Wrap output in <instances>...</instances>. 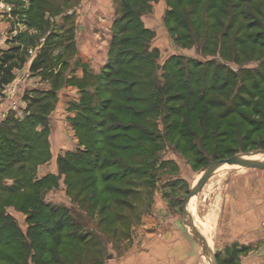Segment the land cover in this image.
Here are the masks:
<instances>
[{
	"label": "rangeland",
	"instance_id": "obj_1",
	"mask_svg": "<svg viewBox=\"0 0 264 264\" xmlns=\"http://www.w3.org/2000/svg\"><path fill=\"white\" fill-rule=\"evenodd\" d=\"M68 1L34 0L42 6L39 9V13L42 12L40 22L34 24L27 15L30 8L32 9V0H0V50L11 45V37L21 32L30 38L38 39L39 42L36 47L26 46V54H20L23 64L19 56L17 61L21 66L13 68L11 77L7 78L3 85L0 84V130L5 131L9 122L34 113L38 116L36 122L40 121L42 124V108L50 97L36 94L41 90V77L45 79L49 76L46 80L50 81L51 85L48 88L43 84L42 91L48 90L50 94L52 90L49 89L54 88L56 98L57 94H60V103L55 102L56 98L54 101L50 99L54 106L51 107L54 109L53 122L48 115V118L43 119L47 133L52 129L53 147L58 144V151H75L74 156L81 155L84 161H90L97 153L100 161L106 159V167L97 171V166L88 163V171L76 176L79 183L75 189H68L70 174L64 166L60 167L58 162H48L49 155L44 161L27 164L25 180L31 184L33 181L36 183L31 190L27 188L28 193L26 187L22 190L21 186L18 195L13 198L14 201H9L10 196H4L5 188H0V210L3 211L0 218V264H211V259L208 261L204 255L202 241L185 224L181 216V205L205 165L215 158L211 156V150L206 148L200 149L201 153L194 156L192 152L182 151L183 144L177 141L172 130H169L167 137L161 136L174 119L172 115L169 119L163 118L167 111L164 105H176L180 102L168 100L171 96L167 97L178 90L176 87L168 91L158 88L165 82V70L162 59H154L155 54L150 49H159L157 52L161 53V57L172 53L181 54L187 58L180 66L183 71L194 66L187 63L188 59L203 63L204 65L199 67L200 70L212 72L217 65L222 70L228 68L231 73L223 72L221 76L222 79L230 80L227 92L230 90L234 93V89H239L242 84L248 87L256 83L259 84L258 95L264 90V81H261L264 73V49L254 52V55L249 54L247 47L239 53L236 60L233 54H222L221 47L224 44L221 34L230 21L228 15L220 13L218 9L219 6H229L228 2L223 0H181L175 15L183 20L184 27L179 26L178 34L185 37L187 31L192 33V40L183 46L174 45L173 35V39L168 35L166 40L162 38L160 32L164 29L159 14L154 20L158 31L157 38L152 40L145 33L133 31L134 20L130 18L131 12L128 4H125L126 0H117L115 18L122 20L129 28V31L115 37L117 42L124 35L134 37L135 34H141V38H138L140 45L124 43L116 47V52L122 51L124 59L136 57L146 70L127 75L130 66L124 62L123 65L116 66V70L121 69V73L113 71L105 75L102 73L98 79L90 78L100 73V65L105 60V54L102 53L109 48V42L113 38V29L102 31L101 28L98 37V61H101L99 66L89 70L90 72L86 73L88 78L79 81V87H75L71 93H59L60 87L68 80L64 73L70 69L69 62H62L66 55L59 56L60 51L64 49L63 42L68 37L66 29L74 25L73 20L68 22V19L64 20L63 17L67 11L70 17L73 15L67 10L70 2ZM94 3V0H84L80 8L85 12L84 17L91 13ZM196 6V13L189 15ZM208 13L213 14L212 18L207 19ZM107 16L111 19L110 9ZM196 16L200 23L199 29L195 26L196 21L194 22ZM145 17L150 21L151 16ZM236 17L232 29H228L229 41L233 40L240 26L241 16ZM259 18L264 22V11ZM217 21L220 26L211 28L212 33L211 30L208 32L209 29H205L208 24L213 25ZM44 46H47L49 52V67L41 74H31V62ZM229 48L233 49V46L229 45ZM56 74L57 80L52 81ZM234 74L238 77L234 78ZM249 75L252 79L245 80ZM134 79H139L146 85L141 86L142 92H131V95L145 96L146 100H125L128 93L122 94L125 89L121 84ZM32 86L36 88L30 89ZM226 96V100L231 99L229 94ZM230 103L227 101L226 104ZM123 104H130L131 107H119ZM131 108L146 114V119L141 115L142 121L137 123L138 130L146 135L133 136L134 138L130 136V139H127L128 135L121 136V129H117L116 121L127 120V117L120 115L122 112L128 114ZM72 118L87 122L85 141L79 140ZM135 119L130 118L127 121ZM101 120H104V123L98 125L97 122ZM122 123L127 122L124 120ZM41 124H38V129L42 128ZM128 142L139 146L147 144L148 154L137 155L129 148L124 149L123 145ZM243 144L239 139L233 143L237 147ZM40 148L42 145H38L32 153H37ZM259 149L264 148L250 147L244 151L237 150L233 154H248ZM81 152L89 153L85 156ZM67 157L70 158L69 155ZM249 157L264 160V154L261 152L250 154ZM124 167L129 170L126 176L120 178L119 186H125L124 183L129 180V196L122 200L119 194L105 193L98 199V194L92 191L95 185H105L104 178L107 176H111V179H108L106 184L114 185L116 178L112 176L115 171L122 172ZM131 169L133 172H130ZM134 169L139 171L135 172ZM15 176L16 166L3 173L1 178H8L6 182L11 184ZM260 176L264 177L263 169L222 164L188 203V211L197 229L217 254V264H264V186L259 183L257 187L255 180ZM2 179L0 185L3 184ZM83 183L88 184L87 190L75 196V191ZM105 203L107 204L102 208ZM56 222L62 227L64 245L56 246L55 230L48 235L45 233V227L55 229ZM5 242L7 244H4ZM44 245L47 246V252L42 250Z\"/></svg>",
	"mask_w": 264,
	"mask_h": 264
},
{
	"label": "trees",
	"instance_id": "obj_2",
	"mask_svg": "<svg viewBox=\"0 0 264 264\" xmlns=\"http://www.w3.org/2000/svg\"><path fill=\"white\" fill-rule=\"evenodd\" d=\"M32 1L34 2V0ZM148 1L149 0H126L125 4H128L127 6H129V11L131 12L130 18L134 20L132 23L133 31L138 30L139 33H145L151 39L153 32L146 28L140 19V14L148 6ZM223 1L228 2L229 6H223L222 8L219 6V12L224 15H228L230 21L221 34L223 38L222 43L224 44L223 47H221L222 54L224 56L233 54L236 60L237 56H239V53H241L242 50H245L247 47H249L250 50L249 54L259 52L262 48L264 49V22H262V20L259 18L261 13L264 11V0H237L236 2L231 0ZM174 2L175 0H168L169 7L164 13V23L168 31L171 33V35H173L175 42L178 45L183 46L185 43L192 40V33L187 31L185 37H180L178 34L179 26L182 25V27H184L183 20L178 19V17L175 15V12L178 9L177 7L180 6L181 0H176V3ZM125 4L122 5L124 6ZM211 7L214 8L212 5ZM40 8H42V6L37 2L32 4V9L30 8V11L27 14L31 23L37 24L40 22L39 17L42 14V12L39 13ZM197 8V6L196 8L193 7L189 12V15L195 14ZM237 15L241 16L240 26L236 30V35L233 40L229 41L228 29H232L233 21L237 18ZM212 16V13H208L207 19L212 18ZM195 21V26L197 29H199L200 23L197 19V16L194 19V22ZM218 23V21L213 23V25L210 23L205 29H209V32L211 28L220 26ZM118 24L120 25L118 26ZM127 31H129L128 26L125 25V23H122V20L118 21L115 18L113 25V38L109 42L106 61L102 65L99 71L100 73L98 72L99 74L96 73L90 78L98 79V77H101L100 75L102 73L105 75L106 73L113 71L115 73H121V69L116 70V66L119 64L123 65L124 62L130 66V70L126 73L127 75H131L132 73H140L142 70H146L142 64L140 65V61H137L136 57L131 56L127 59H124L123 53H121L122 51L116 52V47L124 43L132 46L140 45L138 38H141V34H135L134 37L132 35H124L118 39L117 42L115 37ZM212 31L213 29L211 30V33ZM197 36L198 35L196 34V37ZM13 40H16L17 42L13 43L6 49L0 50L1 85L7 81V78L11 77L12 69L15 66H20V62L23 63L22 57L19 54L20 52L24 51H20L22 49V45L24 46L23 48L26 49V46L36 45L38 43V39H34V37L30 38L24 32L15 35ZM229 45L233 46V49L229 48ZM46 47L47 46H44L39 49L35 59L31 62V70H38L39 68H42L46 71L48 69L49 66H47V55L49 52ZM230 49L232 50L230 51ZM150 50H152V53L154 52V59H156L158 55L157 49ZM255 54L256 53H254V55ZM19 56L21 57L20 62L17 61ZM151 59V62H153V56ZM185 59L187 58H184L181 54H172L163 63L166 77L164 84L158 86V88H160L161 91H168L176 87L178 90L170 95H167V97L171 96V99L168 100L179 101L180 103L176 105H164V108H166L167 111L164 113L163 118L169 119V117L172 115L174 116V119L168 124L167 130L161 136L163 138L167 137L169 135V130H172L177 141L183 144L182 151L192 152L193 156L201 153L200 149L202 148L211 150V156L214 158L230 156L237 150L244 151L250 147L264 148V90L258 95L259 84L253 83L248 87L242 84L239 86V89H234V93H232V91L230 92V90L227 92L226 89L230 84V80L222 79L221 76L223 72L225 74L231 73V70L226 67V69L222 70V68L220 69L219 65H217L212 72L207 71L206 69L200 70L201 66L204 65L203 63L188 59L187 63H192L194 66L183 71L180 70V66ZM139 68H141V70H139ZM146 73H148V71H146ZM49 75L51 76L50 72ZM88 76L89 75H84V78H88ZM235 77L238 76L234 74V78ZM251 79L252 78L249 75L245 80L249 81ZM56 80L57 74L53 77L52 81ZM261 81H264V73ZM144 84L146 85V83L140 82L139 79L122 83L121 85H123L125 89L122 94H125L126 92L128 93L125 95V100L128 102H139L146 100L145 96L131 95V92L132 94H136L138 91L142 92L141 86ZM49 90H52L50 91V94L48 90L47 92L38 90L36 95L42 94L45 97L49 96L50 99L54 101L56 98V90H54V88H50ZM228 94L231 99L226 100L227 96L225 97V95ZM50 99L47 100L46 104H44V107L42 108V124L40 121L36 122L38 116L34 113L26 115L22 119H15V121L9 122L5 131L0 130V182L3 173H7L9 169H12L14 166H16V176L14 177V180H12L14 182L8 184V182H6L8 178L5 179L4 177L2 179L3 184L0 185V188H5L4 196H10L9 201H14L13 198L15 199V196L18 195V189H20L21 186L22 190H24V187L31 190V187L36 185V183L34 184V181L33 184H31L25 180V177L27 176L25 171L27 164L29 162L32 163L44 161L50 155L46 131L47 127L43 125L45 124L43 119L48 118L47 112H49L53 106V104L50 102ZM227 101H230L231 103L226 104ZM120 106L125 108L131 107L130 104L119 105V107ZM142 113L143 112L141 111L133 110V108L129 110L128 114H124L122 112L120 116H123L124 118L127 117V120H130V118L136 119L132 121L123 119V121L125 120L127 122L126 124L122 123L123 121H116L117 129H121V136H124L123 134H125L129 136H127V139H130V136L134 138L137 135H146L145 132L141 133L142 131H139L137 128V123L141 122L143 118L140 116L144 115V119H146V114ZM71 121L76 131H78L79 140L81 142L85 141L87 137L85 134L88 131L86 128L87 122H79L74 118H72ZM103 123L104 120L99 121V123L97 122L98 125H102ZM38 124L42 125L41 129H38ZM159 138L160 136L157 137V139ZM238 139L241 142H244V144L240 145L239 147L233 145V143L237 142ZM38 145H42V148L38 149L37 153L33 154L32 150ZM123 146L124 149L129 148L132 153L137 155L148 154L147 144L144 146H139L138 144L131 145L130 142H128ZM74 152L75 151L66 152V154L60 155L57 159L60 167L64 166L67 170V173L70 174L71 179L67 182L68 189H75L79 183L77 182L79 179L76 176L88 171V163L97 166V171L104 170L106 167V159H102V161H100L97 153L92 159H90V161H87L88 159H85L84 161V157L81 155H78V157L77 155L74 156ZM88 153L81 152V154L85 156H87ZM67 155H69L70 158H68ZM35 157H37L36 160ZM26 160H28V162ZM128 170V167H124L123 171L120 173L119 171H115L114 175L112 176L116 178H113L114 181H116L114 185H110L111 183L106 184L108 179H111V176L105 177V185H95V187L92 189L93 193L98 194V199L105 193L119 194L121 195L120 198L122 200L127 198L131 193V182L127 179L128 181L124 183L125 186L122 187L119 186V180L121 177L127 175ZM134 171L138 172L139 170L134 169ZM130 172H133V170L131 169ZM4 184L5 186L3 187ZM87 187L88 184H81L75 191L74 195L79 196L81 192L87 190ZM106 204L107 203L103 204L102 208ZM2 212L3 211L0 210V218L2 216ZM54 226H56V228L54 227L55 229H49V227H45V233L48 235L55 230V232H57V235L54 237L56 246L64 245V235L61 233L62 227L59 225V222L54 223ZM4 244L7 243L5 242ZM46 248L47 246L44 245L42 249L43 252H47Z\"/></svg>",
	"mask_w": 264,
	"mask_h": 264
},
{
	"label": "crops",
	"instance_id": "obj_3",
	"mask_svg": "<svg viewBox=\"0 0 264 264\" xmlns=\"http://www.w3.org/2000/svg\"><path fill=\"white\" fill-rule=\"evenodd\" d=\"M69 1H68L69 7L67 10L71 11V15L72 14L73 15H72V17H70V15L67 14L68 13V11H67L63 17H64V20L68 19V22L73 20L74 25H73V27H68L69 29H66V31L68 32V37L63 42L64 43V45H63L64 49H62V51H60L59 56L63 57L62 55H66V57H64V60L62 59V62H64V61L69 62V68L70 69H69V71H66V73H64V75L66 76V78H68V80H67V83H65L63 86L60 87V90L58 91L59 93H62V92H70L71 93L75 87H77V88L79 87V81L80 82L82 81V79L84 78V75H86V73L90 72L89 70H91L92 68H95L96 66H99V64L101 62V61H98L99 55H100V54H98L99 49H100L99 48L100 42H99V38H98L99 37V30L102 28V31H103V29H106L108 31L110 29V31H112L115 16H116L115 15V8H116V1L117 0H104V1L103 0H94L95 3L92 4V6H91L92 11H91V13L88 14L87 17H84L83 15L85 14V12L80 10V8H82L84 0H69ZM168 7H169L168 0H149L148 6L140 14V19L142 20L144 26L153 32V36L151 37L152 40L157 38V35H158V31H156L155 23H154V20L158 14L160 15L161 24H162V27L164 29V31L161 30L160 35L165 40H166L165 37L167 35L171 36V38H172L171 33L168 31V29L164 23V13ZM109 9L111 10V14H112L111 17L109 16L111 19H109L107 16V14H109ZM145 16H149V17L151 16L150 21L145 19L146 18ZM28 34H29V31H28ZM13 37H11V39L9 41L11 43V45L13 43L17 42L16 40H13ZM173 42L175 43V44L173 43L174 45H177V43L174 40H173ZM37 45H39V44L34 45V47H36ZM106 45H108V42L106 43ZM22 47H23V45H22ZM154 49H157V48H154ZM22 50H24V48H22L20 51H22ZM107 50H108V48L106 49L105 53H102V54H105V57H104L105 60L103 63H101L100 69L106 61ZM26 51H27V49L22 51V52L26 54ZM22 52H20L19 54H21ZM157 53H158V55H157L156 59L158 61H159V59H162L161 63H164L165 60L170 55L174 54V53H172V54H168L167 56L161 57V53L160 52H157ZM20 66H21V64H20ZM20 66H15L14 68H18ZM33 71H35V72H33ZM42 71H45V70L42 68H39L38 70H32L30 73L31 74L32 73L41 74ZM46 77L47 78H45V79L43 77H41L42 82L40 81L41 86L39 87V89H41V90H43V88H44L43 84L45 86H47L48 88H49V85H51L50 81L48 82L46 80V79H49V76H46ZM37 79H38V77H37ZM37 83H39V80H37ZM66 84H67V86H66ZM32 88L35 89L36 87H34V86L30 87V89H32ZM67 97H69V99H70L69 95ZM56 99L57 100L55 102L57 104L60 103V100H59L60 94L59 95L57 94ZM53 107L54 106H52V108ZM53 110L54 109H50L48 112V116L51 118L52 122L54 119ZM52 117H53V119H52ZM52 135H53V132H52V129H50V132L47 133V139H48V142H50V145L48 147L49 153H50V158H48L47 161L50 163H51V161L53 163H56L57 158L60 155L65 154L68 151L67 150L58 151L59 150L58 144H56L55 147H53L52 142H51ZM57 136H60V135L57 134ZM69 150H71V149H69ZM45 163L43 165H45ZM260 177H262V176H260ZM260 177L255 178L257 187H258L259 183L264 186V177H262V178H260Z\"/></svg>",
	"mask_w": 264,
	"mask_h": 264
},
{
	"label": "water",
	"instance_id": "obj_4",
	"mask_svg": "<svg viewBox=\"0 0 264 264\" xmlns=\"http://www.w3.org/2000/svg\"><path fill=\"white\" fill-rule=\"evenodd\" d=\"M257 152H261L264 154V149L255 150L248 154H233L230 156L210 160L203 168L195 184L189 189L182 200L181 216L184 218L185 224L191 229L192 233L202 241L204 255L208 259H211V264H217L216 253L212 250L206 238L197 229L194 223V219L188 211V203L191 197L196 195L200 191L206 180L216 170V168H218L222 164L227 163L232 165H240L246 168L264 169V160L246 157V155L256 154Z\"/></svg>",
	"mask_w": 264,
	"mask_h": 264
},
{
	"label": "bare ground",
	"instance_id": "obj_5",
	"mask_svg": "<svg viewBox=\"0 0 264 264\" xmlns=\"http://www.w3.org/2000/svg\"><path fill=\"white\" fill-rule=\"evenodd\" d=\"M258 156V155H257ZM246 157H249V155H246ZM255 157V156H254ZM259 157V156H258ZM256 159H258V158H256ZM234 165V164H233ZM208 261H210V258H209V260Z\"/></svg>",
	"mask_w": 264,
	"mask_h": 264
}]
</instances>
